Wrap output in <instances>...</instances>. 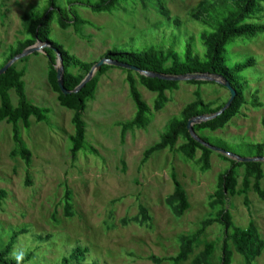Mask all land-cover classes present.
Segmentation results:
<instances>
[{
	"label": "rangeland",
	"instance_id": "rangeland-1",
	"mask_svg": "<svg viewBox=\"0 0 264 264\" xmlns=\"http://www.w3.org/2000/svg\"><path fill=\"white\" fill-rule=\"evenodd\" d=\"M102 1L56 0L60 7L72 6L76 15L89 24L81 26L78 34L71 26L61 29L55 13L49 38L90 63L104 59L105 51L112 47L157 52L171 48L183 57L190 37L194 40L193 50L204 56L199 33L206 27L188 16L202 0H162L170 17L180 20L179 26L159 14L157 0H126L106 12H94L81 4ZM48 8H51L48 0H0V66L8 56L9 46L27 37L22 14H41ZM24 58L15 63L18 70H24L26 94L32 103L49 108V112L46 121L36 122L32 118L30 127L21 129L23 143L31 153L29 165L12 153L15 146L11 125L0 122V188L7 192L6 198L0 201V250L13 231L26 229L9 254V258L18 259L32 252L30 260L24 264H63V257L77 246L86 250L84 264H171L168 261L155 263L151 256L174 255L179 249V236L194 232L208 217L212 212L209 196L216 189L218 175L229 164L220 157L223 152L213 150L210 169L202 172L196 160L189 161L180 152L168 149L154 152L141 167L139 163L144 150L160 140L168 120L179 117L184 106L195 100L197 87L181 80L177 90L166 92L168 102L161 110L153 112L144 128L129 129L122 138L118 122L131 119L135 106L129 94L127 73L121 68H112L100 77L95 96L88 100L83 114L84 147L94 146L99 155L82 149L72 161V111L59 105L58 93L48 82L44 52L40 50ZM223 58L228 67L255 59L254 65L238 72L240 80L247 84L248 103L224 128L203 130L199 134L213 147L240 157H255V149L250 144L264 142V33L228 41ZM137 87L143 100L152 106L156 94L140 84ZM198 90L203 100L212 106L230 96L229 90L216 81L201 85ZM254 96L259 103L255 107L251 104ZM10 97L16 105L15 91H10ZM181 142L180 139L177 144ZM199 156L200 151H197L196 158ZM171 168L176 171L190 203L181 217H176L165 203L173 192ZM243 171V167L238 169V188H241ZM261 185L264 188V178ZM67 188L73 208L70 217L64 215L62 201ZM247 196L248 206L243 195H236L229 198L228 208L236 225L244 228L252 219L264 238V202L252 190ZM140 204L148 209L149 224L123 223L122 219L137 214ZM39 234L51 236L39 242ZM222 238L220 224L207 227L193 252L181 264H193V258L209 242L216 244L211 262L219 264ZM233 261V264H243L236 253ZM255 264H264V251Z\"/></svg>",
	"mask_w": 264,
	"mask_h": 264
},
{
	"label": "trees",
	"instance_id": "trees-1",
	"mask_svg": "<svg viewBox=\"0 0 264 264\" xmlns=\"http://www.w3.org/2000/svg\"><path fill=\"white\" fill-rule=\"evenodd\" d=\"M124 1L126 0H103L100 3L85 2L81 4L94 12H106L112 11L118 3ZM48 2L51 8L41 14L32 12L22 14V27L27 37L17 41L16 45L9 46L8 56L0 67L37 41L47 44L43 52L47 58L48 82L53 90L58 93L59 105L72 111L71 122L74 126V134L70 136V155L71 160L75 161L79 151L82 149H85L87 153L99 155L94 146L84 147L86 125L83 120V114L88 100L93 99L95 96L98 82L102 75L114 67L121 68L127 73L126 81L130 97L135 106V114L127 121L118 122L121 127L120 136L122 138L129 129L144 128L149 123L153 112L161 110L168 102L166 92L177 90L180 81L149 77L137 70L134 71L130 68L103 62L97 68L93 77L78 92L63 94L57 80L56 64L58 53L61 55L64 67V86L68 90H73L78 86L97 61L91 63L83 61L75 54L70 53L62 44L49 38L55 13L58 14L57 23L61 29L71 26L77 34L80 27L88 25L89 21L78 17L72 6L63 8L56 4V0H48ZM156 3L157 10L161 16L168 21H172L176 26L180 25L178 18L170 17V13L162 0H157ZM188 16L194 22L206 27L199 33V38L205 48L203 57L193 50L194 40L190 37L183 57L171 48L157 52L153 49L123 51L112 47L105 51L103 58L108 61L134 66L141 71L161 73L169 76L208 74L227 80L236 90V95L230 106L223 113L212 119L193 124L196 134L207 143L199 132L203 130L217 131L224 128L234 117L240 114L242 107L248 103L245 92L247 84L245 81L242 82L240 80L238 72L250 65H254L256 61L254 58H249L243 63L228 67L224 65L223 52L225 44L234 38H252L259 33H264V21H262L264 17V0H202L189 11ZM24 57L21 59H25ZM23 76L24 70H18L16 63H13L5 73L0 75V122L6 121L11 125L12 140L15 146L12 153L19 155L25 164L29 165L31 153L23 143L21 129H28L32 118L36 122L46 121L49 108L40 107L29 100ZM185 82L197 87L194 92L195 100L184 106L179 117H172L168 120L167 129L161 135L160 140L144 150L139 163L140 167L150 159L154 152L168 149L169 151L180 152L189 161L196 160L202 172L210 169L213 150L195 140L191 136L187 124L190 119L203 115H212L219 111L227 99L216 106H212L203 100L198 87L208 83H215V81L186 79ZM138 84L156 94L152 106L143 100L137 87ZM220 86L224 87L222 84ZM11 90L15 91L17 95L16 105L11 101ZM251 104L254 107L259 105L255 96ZM180 139L182 142L177 144ZM250 146L255 149V157H264V142L253 143ZM197 151H200L198 158H196ZM219 155L225 162H228L229 167L218 175L216 189L209 196L208 205L212 212L201 221L194 232L179 236V249L174 255L164 257L151 256L155 263L168 261L171 264H181V262H185L193 252L194 245L202 237L206 228L214 223L220 224L223 228L219 264H233L235 253L241 256L243 264H255L256 258L264 251V238L261 236L254 221L250 219L246 227H240L235 224L228 208L229 198L236 195H243L244 203L248 206L247 192L249 190L256 193L264 202V188L261 185V181L264 178L263 162L238 161L226 153H220ZM240 167H243L244 171L241 179V188H238V169ZM170 178L173 182V192L166 197L165 203L176 217H181L190 207L188 194L178 180L174 168H171ZM29 182V174H27L26 183L28 184ZM6 196L7 192L0 188V201L5 199ZM71 200V192L67 188L62 198L66 217L73 215ZM150 221L151 216L148 213V209L142 204L138 206L137 214L129 219H122L125 224L128 222L149 224ZM26 231V229L13 231L8 242L0 250V264H24L30 260L32 252L18 259L9 258L16 239ZM50 236L39 234L38 238L41 239L39 242L46 241ZM215 247L216 244L214 242L206 243L203 249L193 258V264H212L211 256L215 253ZM85 257L86 250L77 246L70 255L63 257L62 261L63 264H84Z\"/></svg>",
	"mask_w": 264,
	"mask_h": 264
},
{
	"label": "water",
	"instance_id": "water-1",
	"mask_svg": "<svg viewBox=\"0 0 264 264\" xmlns=\"http://www.w3.org/2000/svg\"><path fill=\"white\" fill-rule=\"evenodd\" d=\"M47 44L45 43H41L40 41H37L36 43H34L32 46L27 47L26 49H24L22 52H20L19 54L13 56L11 59H9L6 64L4 66H2L0 68V75L5 73L6 70L13 64L15 63L17 60L21 59L24 56H27L33 52H37V51H42L44 47H46ZM103 62H108L113 64L114 66H120V67H124V68H130L133 70H137L139 72H142L143 74H145L146 76L149 77H156V78H160V79H170V80H186V79H196V80H209V81H216L219 82L220 84H222L224 87H226L229 92H230V96L227 99L226 103L224 104V106L217 112H215L212 115H203L200 117H196L194 119H190L188 121L187 127L189 129V132L191 134V136L201 142L202 144L210 147L212 150H217L223 153H226L227 155H230L233 158H236L238 161H264V157H240L236 154H231L228 151H225L223 149L217 148V147H213L211 145H209L208 143L204 142L203 140H201V138L196 134V132L193 129V124L196 122H200V121H206L209 119H212L218 115H220L221 113H223L225 111L226 108H228L232 102V100L234 99L235 95H236V90L234 87H232V85L225 80L222 77L219 76H212V75H208V74H193V75H177V76H169V75H164L161 73H154V72H149V71H141L138 68L134 67V66H130L128 64L125 63H120V62H112V61H108L105 59H102L100 61H98L97 63H95L90 71L88 72V74L83 78V80L80 82V84L78 86H76L73 90H68L65 88L64 86V79H63V71H64V67H63V63H62V58L61 55L58 53V60H57V64H56V70H57V80H58V85L59 88L61 90V92L63 94H68L71 92H78L95 74V71L97 70V68H99V66L103 63Z\"/></svg>",
	"mask_w": 264,
	"mask_h": 264
}]
</instances>
